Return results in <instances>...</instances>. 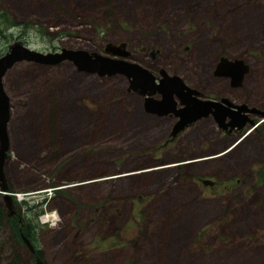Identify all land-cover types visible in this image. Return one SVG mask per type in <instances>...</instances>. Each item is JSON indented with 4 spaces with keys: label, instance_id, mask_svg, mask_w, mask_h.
I'll list each match as a JSON object with an SVG mask.
<instances>
[{
    "label": "rangeland",
    "instance_id": "rangeland-1",
    "mask_svg": "<svg viewBox=\"0 0 264 264\" xmlns=\"http://www.w3.org/2000/svg\"><path fill=\"white\" fill-rule=\"evenodd\" d=\"M109 4L0 0L19 23L6 28L2 50L18 41L103 53L123 43L124 58L155 76L163 69L201 98L264 111V0ZM220 56L248 64L240 84L213 74ZM2 85L6 191L33 226L44 264H264V116L248 112L252 122L236 134L211 114L171 133L177 117L145 111L125 75L77 70L67 59L15 62ZM6 208L0 264H30ZM42 213L52 219L42 222Z\"/></svg>",
    "mask_w": 264,
    "mask_h": 264
},
{
    "label": "water",
    "instance_id": "water-1",
    "mask_svg": "<svg viewBox=\"0 0 264 264\" xmlns=\"http://www.w3.org/2000/svg\"><path fill=\"white\" fill-rule=\"evenodd\" d=\"M124 44L106 43L103 53L84 49H65L58 51H38L24 46L21 42H13L0 54V194L7 207V215L15 213L11 194L7 192L3 165L8 156L9 141L7 121L9 119L8 95L3 89L2 78L7 69L20 60L37 63H56L67 59L77 70L95 73L99 76L120 73L128 78V87L137 89L142 95L143 109L157 115L171 114L177 117L171 133L186 125L201 115L211 114L217 125L225 128H241L245 121L252 120L248 112H257L264 116V111L247 107L245 103H234L225 97L219 99L201 98L196 89L189 87L177 74H168L163 69L158 76L140 64L124 58L127 54ZM248 70V64L240 57L228 58L220 56L216 62L213 74L228 78L231 85L240 84L243 74ZM157 93L159 97H153ZM181 106H176L177 101ZM264 228V227H263ZM19 236L26 248L34 254L30 264H44L41 256L34 251L29 238L19 230Z\"/></svg>",
    "mask_w": 264,
    "mask_h": 264
},
{
    "label": "trees",
    "instance_id": "trees-1",
    "mask_svg": "<svg viewBox=\"0 0 264 264\" xmlns=\"http://www.w3.org/2000/svg\"><path fill=\"white\" fill-rule=\"evenodd\" d=\"M109 1H110V4H109L110 6H106V5H108L106 3V5H104L105 8L114 7L113 5H111L112 0H109ZM131 1L132 0H129L130 4H131ZM15 25H19V23H16L15 21H13V19H11L10 15L8 13H6L3 10H0V54H1V50H2L1 44L7 42V37L10 35V34H6V32H5L6 28H9V27L15 26ZM18 37H20V36H17V38ZM8 156H9V153H8ZM8 156H7V158H8ZM3 209H5V207L2 208V206H0V214L4 213ZM6 219L9 221L10 227H11L12 232L14 234V237L17 238V240H21L20 236H19V230L25 236H27L29 238V240L34 238L33 232L31 230L33 226L30 225L29 222H24L23 217L20 216L18 212L7 216ZM36 252L40 255V253L37 249H36Z\"/></svg>",
    "mask_w": 264,
    "mask_h": 264
},
{
    "label": "flooded vegetation",
    "instance_id": "flooded-vegetation-1",
    "mask_svg": "<svg viewBox=\"0 0 264 264\" xmlns=\"http://www.w3.org/2000/svg\"><path fill=\"white\" fill-rule=\"evenodd\" d=\"M228 81H229V80H228ZM164 115H165V114H164ZM225 129H227L228 131H233L235 134L238 132V129H235L234 127H228V126H226ZM235 139H238V137L235 138ZM213 157H215V156H213ZM213 157H211V158H213ZM209 185L212 187V186H214V183L211 182V184H209ZM30 242H31V240H30ZM34 251L36 252V249H35V248H34ZM28 252H29V254L32 256V259H33L34 254H33L32 252H30L29 250H28ZM36 253H37V252H36Z\"/></svg>",
    "mask_w": 264,
    "mask_h": 264
},
{
    "label": "built area",
    "instance_id": "built-area-1",
    "mask_svg": "<svg viewBox=\"0 0 264 264\" xmlns=\"http://www.w3.org/2000/svg\"><path fill=\"white\" fill-rule=\"evenodd\" d=\"M40 219H41L42 222H44V221L46 222L49 219H52V217L49 214H47V213H42L41 216H40Z\"/></svg>",
    "mask_w": 264,
    "mask_h": 264
}]
</instances>
